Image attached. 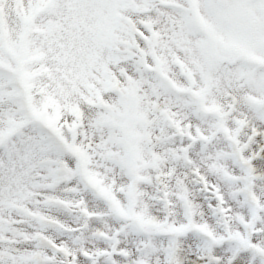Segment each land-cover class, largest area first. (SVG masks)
<instances>
[{
  "label": "snow or ice",
  "instance_id": "1",
  "mask_svg": "<svg viewBox=\"0 0 264 264\" xmlns=\"http://www.w3.org/2000/svg\"><path fill=\"white\" fill-rule=\"evenodd\" d=\"M0 264H264V0H0Z\"/></svg>",
  "mask_w": 264,
  "mask_h": 264
}]
</instances>
